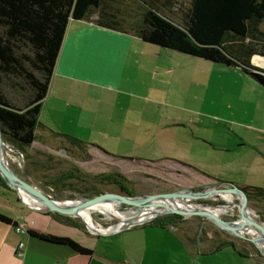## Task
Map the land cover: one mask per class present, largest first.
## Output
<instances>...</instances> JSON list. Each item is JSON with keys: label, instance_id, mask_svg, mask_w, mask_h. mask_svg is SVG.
<instances>
[{"label": "rangeland", "instance_id": "374dc122", "mask_svg": "<svg viewBox=\"0 0 264 264\" xmlns=\"http://www.w3.org/2000/svg\"><path fill=\"white\" fill-rule=\"evenodd\" d=\"M187 4L188 0H173L171 6L162 10L173 22L181 24ZM116 6L121 10L119 19L125 20L127 26L142 18L139 11L143 10L136 8L132 0H122ZM0 20L8 19L0 12ZM139 46L148 53L155 48ZM147 60L153 68L130 69L131 80L134 82L137 77L141 85L137 88L131 81L128 96L82 99V109L92 111L73 129L66 128L74 134L46 127L51 136L55 131L61 133L55 135L61 139L58 144L66 148L65 152H57L56 146L50 145L39 147L40 152L31 150L40 145L39 139L23 151L5 143L3 152L11 170L58 200L89 198L101 192L123 193L121 188L130 195H144L182 189L199 192L210 187H230V183L238 187H264V89L258 82L241 73L237 66L213 63L174 50ZM252 63L264 68L253 59ZM92 142L103 148L100 154L90 145ZM172 159L185 163V170L176 173L178 165ZM209 181L213 183L208 184ZM11 191L8 193L15 207L31 214L41 213L26 206ZM187 202L196 207L206 203L211 209L225 204L218 216L228 221L239 219L236 196L232 203L218 195ZM128 209L118 203L94 211L92 222L105 227L112 225L116 223L112 216L121 217ZM247 210L252 219L264 225V201L247 200ZM69 218L85 228L80 218ZM172 226L194 240L207 242L211 248L233 241L242 252L251 253L264 264V255L257 247L234 241L207 219L184 217Z\"/></svg>", "mask_w": 264, "mask_h": 264}, {"label": "crops", "instance_id": "0c3cea01", "mask_svg": "<svg viewBox=\"0 0 264 264\" xmlns=\"http://www.w3.org/2000/svg\"><path fill=\"white\" fill-rule=\"evenodd\" d=\"M95 18L70 20L53 60L34 43L29 32L10 20H0V104L21 111L40 102L41 123L49 129L74 134L66 128L73 129L92 111L82 109L84 97L96 101L98 95H127L132 81L130 69L153 68L147 58L170 51L133 33L100 26ZM139 45L155 48L148 53ZM134 82L139 88L137 77ZM47 128L36 131V139L29 147L38 139L41 143L31 150L40 152L39 147L50 145L56 146L57 152H65L66 148L58 144L61 139L51 136ZM90 145L96 147L98 154L103 150L97 143ZM172 162L178 165L175 164L176 173L185 170V163ZM7 188L0 183V214L12 222L0 221V264H262L256 256L230 244L213 249L179 227L156 221L112 234H91L58 213L31 214L20 210L12 203V189ZM16 226L25 231H16ZM29 231L69 237L91 253H77L68 245L44 241Z\"/></svg>", "mask_w": 264, "mask_h": 264}, {"label": "trees", "instance_id": "16d2710c", "mask_svg": "<svg viewBox=\"0 0 264 264\" xmlns=\"http://www.w3.org/2000/svg\"><path fill=\"white\" fill-rule=\"evenodd\" d=\"M172 1L132 0L136 8L143 11H139L142 18L129 26L118 17L121 10L116 4L122 0H0V12L15 26L29 32L34 43L44 48L47 57L52 60L58 56L68 22L95 16V22L100 26L133 33L158 47L229 67L237 66L264 89V68L251 61L254 55L264 57V0H188L181 24L173 22L162 10L171 6ZM40 106L38 102L18 111L0 104V128L5 143L10 142L23 151L36 139V131L46 128L38 117ZM0 183L7 187L1 178ZM121 189L124 194L130 195ZM240 189L248 201H264V187L246 185L240 186ZM66 218L85 230L76 220ZM183 220V216L173 213L156 217L153 221L173 225ZM0 221L12 223L2 214ZM29 233L44 241L68 245L77 253H91L69 237ZM229 244L236 247L233 241Z\"/></svg>", "mask_w": 264, "mask_h": 264}, {"label": "water", "instance_id": "95a60500", "mask_svg": "<svg viewBox=\"0 0 264 264\" xmlns=\"http://www.w3.org/2000/svg\"><path fill=\"white\" fill-rule=\"evenodd\" d=\"M255 56V55H254ZM253 59V57H252ZM251 59V61H252ZM5 142L3 140L2 131L0 128V178L5 182L7 187L12 189L18 194L19 199L28 206L31 209L42 211V212H56L60 215H64L67 217H77L80 218L83 224L85 225V230L91 234L95 235H107L116 233L118 231L127 229L130 226L134 225H140L144 224L150 221H153L156 217L160 215H166V214H179L183 217H190V216H199L203 219H207L213 223H215L220 229L225 231L227 234H229L231 237H233L234 241H239L242 243H247L254 245L257 247L261 254L264 255V251L260 247V242H264V225L257 222L256 220H251L254 227H256L259 231L258 236H246L240 233H237L232 228V222L228 221L227 219L223 218L222 216H218L215 213H212L208 210L199 208V207H178V206H170V205H162L161 207H151L146 203L145 199L138 200V198L146 197L148 198H156V197H169V196H176L180 192H189L192 195L199 194L201 192H205L208 190H220V191H227L231 190L234 192L240 193L243 199V205L244 207L247 206V198L244 192L236 185L234 184H228L230 187L225 188H216V187H210L209 189L205 191H199V192H193L188 189H182V190H176L172 192L167 193H160V194H144V195H127L124 193H114V192H104L97 195H94L89 198H82L80 204L76 206H68L62 204L65 200H58V199H52L47 194H45L40 188H38L34 183L29 181L28 179H24L20 176H18L15 172L11 170L7 164L4 163L3 160V146ZM23 191L27 193L30 196H33L34 199L37 201V205H30L29 203L25 202L21 192ZM75 200V199H73ZM103 200H109V201H117L118 203H122L126 206H128L132 210L131 214L125 218H121L118 216H112L116 219V223L109 225V226H101L102 231L98 230H92L85 221L79 216L78 211L91 203L99 202ZM206 204V203H204ZM42 207H40V206ZM143 209H151L152 212H150V215H147L145 218L140 216V211Z\"/></svg>", "mask_w": 264, "mask_h": 264}, {"label": "bare ground", "instance_id": "6f19581e", "mask_svg": "<svg viewBox=\"0 0 264 264\" xmlns=\"http://www.w3.org/2000/svg\"><path fill=\"white\" fill-rule=\"evenodd\" d=\"M253 61L255 63L258 64H263L264 63V59L260 56H253ZM3 160L4 163L7 164V166H9L5 156H4V152H3ZM21 195L24 199L25 202L29 203L30 205H37V201L34 199L33 196L28 195L27 193L20 191ZM212 195H218L219 197H221L223 200H225L228 203H232V199L233 196L237 197V208H238V220H235L232 222V228L233 229H237V230H241L244 231L246 233H248L251 236H258L259 231L256 227L253 226L251 220H254L250 217L248 210H247V206L244 207L243 205V199L242 196L240 195V193L238 192H234L231 190H227V191H220V190H208L205 192H201L199 194L196 195H192L189 192H180L178 195L176 196H169V197H159L157 199H147L146 197L142 198H138V200H143L145 199L146 203H148L149 206L151 207H161L162 205H170V206H178V207H194L196 205H191L189 204L187 201L192 200V199H197V198H206V197H210ZM81 200L79 199H75V200H65L62 202V204L64 205H68V206H78L80 204ZM118 202L117 201H109L106 200L102 203H91L90 205L80 209L78 211L79 216L83 219V221H85L87 223V225L95 231H102L104 229H102L100 226H98L97 224L92 222V212L94 211H99V210H106L111 206H115L117 205ZM40 206V205H39ZM224 205H219V207L211 209L210 207L205 206L204 204H198L197 207L208 210L212 213H215L216 215H218L217 213L222 211V207H224ZM42 207V206H40ZM221 208V209H220ZM216 209V210H215ZM224 209V208H223ZM226 210V209H225ZM132 210L129 211H125V213L121 216V218H125L127 216H129L131 214ZM151 209H143L140 211V216L142 217H146L147 215H150ZM260 246L261 249L264 251V242H260Z\"/></svg>", "mask_w": 264, "mask_h": 264}, {"label": "built area", "instance_id": "2783aa9c", "mask_svg": "<svg viewBox=\"0 0 264 264\" xmlns=\"http://www.w3.org/2000/svg\"><path fill=\"white\" fill-rule=\"evenodd\" d=\"M15 229H16V231H19V232H24L25 231L21 226H16ZM21 247H22V243L19 244V249Z\"/></svg>", "mask_w": 264, "mask_h": 264}, {"label": "flooded vegetation", "instance_id": "af4514ba", "mask_svg": "<svg viewBox=\"0 0 264 264\" xmlns=\"http://www.w3.org/2000/svg\"><path fill=\"white\" fill-rule=\"evenodd\" d=\"M240 188V187H239ZM121 191H122V189H121ZM123 192V191H122ZM102 193V192H101ZM104 193V192H103ZM124 193V192H123ZM98 194H100V193H98ZM96 195V194H95Z\"/></svg>", "mask_w": 264, "mask_h": 264}]
</instances>
